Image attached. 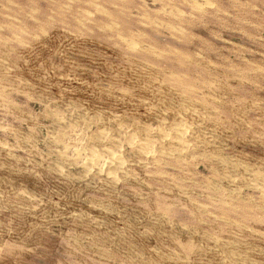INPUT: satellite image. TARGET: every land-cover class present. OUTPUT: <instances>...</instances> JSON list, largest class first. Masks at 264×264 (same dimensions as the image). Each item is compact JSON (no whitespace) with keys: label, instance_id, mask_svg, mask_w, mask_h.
Returning <instances> with one entry per match:
<instances>
[{"label":"rangeland","instance_id":"rangeland-1","mask_svg":"<svg viewBox=\"0 0 264 264\" xmlns=\"http://www.w3.org/2000/svg\"><path fill=\"white\" fill-rule=\"evenodd\" d=\"M111 1L0 0V264H264V0Z\"/></svg>","mask_w":264,"mask_h":264},{"label":"bare ground","instance_id":"bare-ground-1","mask_svg":"<svg viewBox=\"0 0 264 264\" xmlns=\"http://www.w3.org/2000/svg\"><path fill=\"white\" fill-rule=\"evenodd\" d=\"M107 1V0H106ZM110 1V0H109ZM113 1V0H112ZM111 1V2H112ZM161 1V0H160ZM159 1V2H160ZM178 1H182V0H178ZM183 1H185V0H183ZM54 2V1H53ZM187 2V1H186ZM191 2V1H190ZM50 3H52V2H50ZM114 3V2H113ZM180 3V2H179ZM53 4V3H52ZM55 4V3H54ZM63 4V3H62ZM92 4V3H91ZM195 4H196V2H195ZM205 4V3H204ZM95 5V4H94ZM184 5H186V4H184ZM194 5V4H193ZM86 6V5H85ZM197 6H199V5H197ZM88 8V7H87ZM34 10V9H33ZM76 11V10H75ZM99 11V10H98ZM171 11V10H170ZM176 11V10H175ZM9 12V11H8ZM7 12V13H8ZM48 12V11H47ZM43 13V12H42ZM180 13V12H179ZM34 15V14H33ZM123 15V14H122ZM102 16V15H101ZM111 16V15H110ZM68 17V16H67ZM105 17V16H104ZM125 17V16H124ZM99 19H101V18H99ZM107 21V20H106ZM105 21V22H106ZM11 23V22H10ZM71 23V22H70ZM75 23V22H74ZM101 23V22H100ZM82 24V23H81ZM102 25V24H101ZM109 27V26H108ZM17 28V27H16ZM41 28V27H40ZM56 29V28H55ZM53 31V30H52ZM171 33V32H170ZM18 34V33H17ZM116 34V33H115ZM119 35H120V33H119ZM14 37V36H13ZM115 37H116V35H115ZM119 37V36H118ZM123 39V38H122ZM121 40V39H120ZM51 42V41H50ZM126 43V42H125ZM99 45V44H98ZM22 49V48H21ZM61 59V58H60ZM22 63V62H21ZM227 63V62H226ZM120 67V66H119ZM98 70V69H97ZM8 71V70H7ZM105 71V70H104ZM11 72V71H10ZM132 73H134V72H132ZM119 78V77H118ZM200 78V77H199ZM251 78V77H250ZM21 80V79H20ZM12 83V82H11ZM163 84V83H162ZM122 85V84H121ZM238 88V87H237ZM2 90V89H1ZM91 91V90H90ZM206 91V90H205ZM66 92V91H65ZM204 92V91H203ZM133 94V93H132ZM37 96V95H36ZM245 99V98H244ZM238 100V99H237ZM203 102V101H202ZM154 104V103H153ZM135 108V107H134ZM40 110V109H39ZM179 116V115H178ZM227 116V115H226ZM95 119V118H94ZM91 120V119H90ZM54 121V120H53ZM54 125V124H53ZM73 125V124H72ZM140 126V125H139ZM39 128V127H38ZM183 130V129H182ZM258 130V129H257ZM159 133V132H158ZM182 134V133H181ZM75 136V135H74ZM112 137V136H111ZM247 137V136H246ZM69 138V137H68ZM169 138V137H168ZM256 138V137H255ZM46 140V139H45ZM79 141V140H78ZM195 141V140H194ZM24 143V142H23ZM147 143V142H146ZM34 144V143H33ZM52 144V143H51ZM129 144V143H128ZM183 144H184V142H183ZM43 145V144H42ZM147 145V144H146ZM150 145V144H149ZM49 146V145H48ZM98 147H99V145H97ZM152 146V145H151ZM186 146V145H185ZM89 147V146H88ZM61 148V147H60ZM109 148V147H108ZM144 148H145V146H144ZM149 148V147H148ZM58 149V148H57ZM76 149V148H75ZM96 150V149H95ZM196 150V149H195ZM55 151V150H54ZM76 152V151H75ZM95 152H97V150L95 151ZM65 153V152H64ZM150 153V152H149ZM185 154V153H184ZM93 155V154H92ZM100 155H101V153H100ZM99 155V156H100ZM150 155V154H149ZM6 156V155H5ZM134 156V155H133ZM58 157V156H57ZM84 157H86L85 155H84ZM98 158H100V157H98ZM106 158V157H105ZM113 158V157H112ZM119 158V157H118ZM117 158V159H118ZM88 159V158H87ZM96 159V158H95ZM83 160V159H82ZM101 160V159H100ZM107 160V159H106ZM119 160V159H118ZM121 160V159H120ZM94 161V160H93ZM140 161V160H139ZM90 162V161H89ZM85 163V162H84ZM95 163V162H94ZM156 163V162H155ZM261 163V162H260ZM97 164V163H96ZM100 164H102V163H100ZM116 164V163H115ZM208 164V163H207ZM81 165V164H80ZM85 165V164H84ZM84 165H81V166H84ZM99 165V164H98ZM94 166V165H93ZM109 166V165H108ZM60 167V166H59ZM85 167V166H84ZM230 167V166H229ZM86 168V167H85ZM67 169V168H66ZM32 171V170H31ZM60 172V171H59ZM58 172V173H59ZM108 173V172H107ZM4 174V173H3ZM106 175V174H105ZM112 176V175H111ZM79 177V176H78ZM104 177V176H103ZM64 178V177H63ZM132 178V177H131ZM19 179V178H18ZM73 179V178H72ZM161 179V178H160ZM252 180V179H251ZM80 182V181H79ZM92 182V181H91ZM236 182V181H235ZM27 183V182H26ZM78 183V182H77ZM169 184V183H168ZM11 185V184H10ZM34 185V184H33ZM96 188V187H95ZM65 190V189H64ZM106 190V189H105ZM68 193H69V191H68ZM136 199V198H135ZM24 200V199H23ZM103 201V200H102ZM92 208V207H91ZM88 210V209H87ZM94 210V209H93ZM105 218V217H104ZM111 218H112V216H111ZM38 221V220H37ZM5 229V228H4ZM149 234V233H148ZM154 234V233H153ZM156 234V233H155ZM10 235V234H9ZM77 236V235H76ZM196 236V235H195ZM25 237H27V236H25ZM261 239V238H260ZM142 241V240H141ZM126 242V241H125ZM217 243V242H216ZM222 247V246H221ZM136 249V248H135ZM140 250V249H139ZM153 254V253H152ZM151 254V255H152ZM249 254V253H248ZM154 255V254H153ZM138 257V256H137ZM129 263V262H128Z\"/></svg>","mask_w":264,"mask_h":264}]
</instances>
